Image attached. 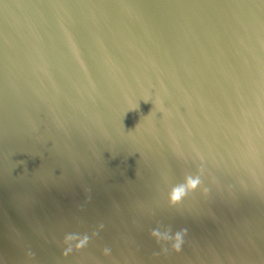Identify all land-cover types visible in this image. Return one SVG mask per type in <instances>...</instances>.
<instances>
[{"label":"water","instance_id":"1","mask_svg":"<svg viewBox=\"0 0 264 264\" xmlns=\"http://www.w3.org/2000/svg\"><path fill=\"white\" fill-rule=\"evenodd\" d=\"M0 264H264V0H0Z\"/></svg>","mask_w":264,"mask_h":264},{"label":"clouds","instance_id":"2","mask_svg":"<svg viewBox=\"0 0 264 264\" xmlns=\"http://www.w3.org/2000/svg\"><path fill=\"white\" fill-rule=\"evenodd\" d=\"M148 101H145L147 103ZM201 179L199 175H186L184 182L182 184H177L173 186L169 192V206L175 207L180 204L182 200L190 193L195 192V190L200 187ZM188 229L186 227L180 228L176 232H172V229L169 227L163 232L159 227L151 230V237L160 243L161 241H171L172 250L175 252H180L182 250L184 244V237L187 234ZM66 242H75L74 247L79 250L83 249L87 246L89 242V236L87 234H66L65 235ZM73 251V245L70 243L69 246L65 249L64 255H68ZM163 251H167V249H162ZM111 253V249L105 247L103 249V255L108 256Z\"/></svg>","mask_w":264,"mask_h":264}]
</instances>
